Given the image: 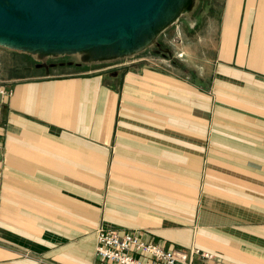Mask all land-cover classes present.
Instances as JSON below:
<instances>
[{
	"label": "crops",
	"instance_id": "crops-1",
	"mask_svg": "<svg viewBox=\"0 0 264 264\" xmlns=\"http://www.w3.org/2000/svg\"><path fill=\"white\" fill-rule=\"evenodd\" d=\"M208 1L112 74L0 41V264H97L101 227L264 264V0Z\"/></svg>",
	"mask_w": 264,
	"mask_h": 264
},
{
	"label": "water",
	"instance_id": "water-1",
	"mask_svg": "<svg viewBox=\"0 0 264 264\" xmlns=\"http://www.w3.org/2000/svg\"><path fill=\"white\" fill-rule=\"evenodd\" d=\"M149 1L151 0H97V2L77 9L72 7L70 0H0V31L12 37L11 39L0 38V41L19 48H22L19 44L23 41L41 42L51 46L52 49H46V51H61V48H70L68 46L103 40L62 45L51 44L44 39L66 37L80 39L82 36L99 32L120 18L121 22L118 27L120 30L115 36L131 35L139 22L146 21L156 12L154 20L158 23L162 10L173 3V0H164L159 9L148 15L146 19L137 22L136 17H132L133 20H128ZM126 23L128 26L125 28L132 26L130 33H125L121 29Z\"/></svg>",
	"mask_w": 264,
	"mask_h": 264
},
{
	"label": "rangeland",
	"instance_id": "rangeland-1",
	"mask_svg": "<svg viewBox=\"0 0 264 264\" xmlns=\"http://www.w3.org/2000/svg\"><path fill=\"white\" fill-rule=\"evenodd\" d=\"M93 2H97V0H70L69 3L72 5V7L79 9L82 6L89 5ZM203 2L205 3L209 1L202 0V3ZM174 3L175 1L173 0L172 4ZM203 8L205 11L206 5L203 6ZM207 11L208 9H206V12ZM156 13L154 15H151L146 21L139 22L135 27L133 34L131 35L120 34L121 36H115L109 39L107 38L103 41H94V42L86 43L84 45L68 46L70 48L60 49L62 51V54H54V55L49 54L48 53L49 51H46V49L47 50L52 49L50 48L51 47L50 45L41 42H31L28 41L27 39H23L27 41L20 42L22 44H19V46L22 47V49H24L25 51L28 50L34 53L35 54L34 57L36 59H39L38 57H42L41 59H44L45 61L48 59L47 61L49 63L59 62V61L82 63L84 65H87V67H91L89 68V70H87L88 73L89 72L96 73L97 71L100 70L112 74L115 73V71L118 69L117 65L129 64L133 60L135 61L133 62L132 66L144 65L146 62L144 60V53L146 52H148L149 55H151L152 53L154 56L157 53L160 54L163 51L170 52L171 49H175V46L173 45L172 47L171 44L169 43V40L174 39V36L177 34L176 28L169 26L167 30H165L163 33H160V27L157 21L154 20ZM131 27L132 26L129 25L128 31L131 29ZM117 28L114 30L117 31ZM101 34L103 36L98 37L99 39L108 37V35L111 33L107 35H104V33ZM1 35L6 37V39L12 38L3 32ZM44 40H47V42L51 44L63 43L62 40L59 42H55V41L52 42V40L49 39H44ZM80 46L82 48H80ZM157 59L159 61L160 58L157 57ZM39 60H37V62ZM35 64L36 62L32 58H29L27 56L25 57V64H24L25 67L27 66L34 67ZM170 64L172 65V63ZM81 72H85V71H83L82 69H75V68L63 69L61 71L58 70V72L53 71L52 76H64V75L70 76V75L79 74Z\"/></svg>",
	"mask_w": 264,
	"mask_h": 264
},
{
	"label": "built area",
	"instance_id": "built-area-1",
	"mask_svg": "<svg viewBox=\"0 0 264 264\" xmlns=\"http://www.w3.org/2000/svg\"><path fill=\"white\" fill-rule=\"evenodd\" d=\"M14 95V89L0 83V115L3 101ZM97 264H202L199 258L212 264L216 260L212 253L199 248L189 251L178 248H165L153 242H147L134 233L98 229L96 233Z\"/></svg>",
	"mask_w": 264,
	"mask_h": 264
},
{
	"label": "bare ground",
	"instance_id": "bare-ground-1",
	"mask_svg": "<svg viewBox=\"0 0 264 264\" xmlns=\"http://www.w3.org/2000/svg\"><path fill=\"white\" fill-rule=\"evenodd\" d=\"M163 1L164 0H151V1L147 2L144 5V7L142 9H140V11L136 12L134 15H131V17H129L128 20H133L132 17H136L137 22L146 19L148 17V15L154 13L156 10L159 9V7L161 6ZM120 22H121V18L117 22H115L114 24L99 30V32L93 33L91 35L89 34V35H86V36H82L80 39L74 38V37H66V38H60V39H58V38H45V39L52 40V42H54V41L55 42H59V41L62 40L63 43H59V44H62V45L71 44V43H74V42L76 43V42H81V41H89V40L90 41H92V40H104V39H107V38L114 37L116 32L117 33L119 32L118 31L119 29L117 27H119ZM127 23H129V22H127ZM127 23L125 24L123 29H125V27L128 26ZM116 28H117V31L114 30ZM131 29L128 31V28H126L124 30V32L125 33H130ZM101 33H104V35H107L109 33H111V34H109L108 37H105L103 39H99L98 37H102L103 36ZM1 34H2V32L0 31V38H3V39L5 38L6 39V37H4ZM7 39H9V38H7ZM53 44H56V43H53Z\"/></svg>",
	"mask_w": 264,
	"mask_h": 264
}]
</instances>
